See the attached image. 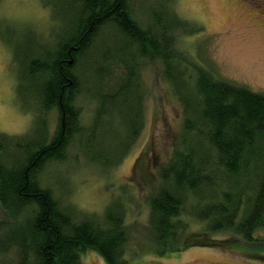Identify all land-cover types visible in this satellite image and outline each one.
Returning <instances> with one entry per match:
<instances>
[{"label":"trees","instance_id":"trees-1","mask_svg":"<svg viewBox=\"0 0 264 264\" xmlns=\"http://www.w3.org/2000/svg\"><path fill=\"white\" fill-rule=\"evenodd\" d=\"M176 1L39 0L63 23L49 47L32 33L19 40L0 22L13 52L17 95L33 103L26 104L35 115L22 138L0 135V153L22 150V158L0 154V257L11 254V264H82L81 254L92 250L107 264H129L126 207L118 197L101 214L77 212L40 175L71 153L104 169L122 160L144 125L141 73L151 60L161 63L184 116L182 146L175 145L150 181L154 255L243 241L245 253L264 259V93L198 69L188 73L177 42L199 28L175 13ZM84 96L95 103L88 122L79 106ZM191 221L200 229L191 230ZM6 225L17 232L5 234ZM220 232L229 238L215 241Z\"/></svg>","mask_w":264,"mask_h":264},{"label":"rangeland","instance_id":"rangeland-1","mask_svg":"<svg viewBox=\"0 0 264 264\" xmlns=\"http://www.w3.org/2000/svg\"><path fill=\"white\" fill-rule=\"evenodd\" d=\"M140 4L137 3V8ZM174 4L175 13L189 23L190 29L199 28L181 36L177 42L178 50L187 57L183 67L188 73L198 69L217 81L264 93V0H178ZM136 17L141 19L142 14L137 12ZM0 22L10 25L19 40L24 38L23 33H32L48 47L63 30V23L53 21L49 9L42 8L39 0H0ZM3 31L1 28L0 35ZM1 36L0 135L17 139L33 128L35 115L27 107L33 103L17 95L13 52ZM149 61L150 65L144 66L148 69L143 67L141 73H144L142 89L146 95L144 125L122 160L104 169L93 160H84L82 154L71 153L72 157L65 162L48 164L40 177L45 175L47 184L60 196L63 205L77 212L101 214L111 197H118L116 203L126 207L129 264H264V259L258 255L245 253L243 241H237L234 247L194 243L192 246L196 247L182 249L181 253L154 255L156 245L159 246L148 223L149 194L154 189L150 181L156 178L161 164L171 158L175 145H181L184 116L183 107L161 77V63ZM79 106L88 122L95 108L94 101L84 96ZM48 124L55 130L57 118L53 114L48 116ZM0 154L3 160L5 155L16 154L22 158V150L17 146L4 149ZM190 227L200 229L194 221ZM5 228H10L5 234L17 232L11 226ZM229 236L220 232L215 241L222 242ZM4 243L3 236L0 248ZM12 257L15 260L11 254H4L0 264H11ZM80 257L82 264H107L92 250Z\"/></svg>","mask_w":264,"mask_h":264},{"label":"bare ground","instance_id":"bare-ground-1","mask_svg":"<svg viewBox=\"0 0 264 264\" xmlns=\"http://www.w3.org/2000/svg\"><path fill=\"white\" fill-rule=\"evenodd\" d=\"M154 234H155V233H154ZM165 247H166V246H165ZM165 247H164V248H165Z\"/></svg>","mask_w":264,"mask_h":264},{"label":"flooded vegetation","instance_id":"flooded-vegetation-1","mask_svg":"<svg viewBox=\"0 0 264 264\" xmlns=\"http://www.w3.org/2000/svg\"><path fill=\"white\" fill-rule=\"evenodd\" d=\"M251 1V0H250ZM252 1H254V0H252Z\"/></svg>","mask_w":264,"mask_h":264}]
</instances>
